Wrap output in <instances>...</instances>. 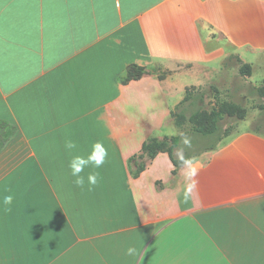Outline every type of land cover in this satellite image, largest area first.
<instances>
[{
    "label": "crops",
    "instance_id": "0c3cea01",
    "mask_svg": "<svg viewBox=\"0 0 264 264\" xmlns=\"http://www.w3.org/2000/svg\"><path fill=\"white\" fill-rule=\"evenodd\" d=\"M132 65L147 74L124 85ZM244 66L264 83V0H0V121L15 132L0 151V199L14 197L0 264H264L253 121L179 168L166 152L129 168L147 139L176 136L187 91ZM97 142L107 156L79 188L69 162Z\"/></svg>",
    "mask_w": 264,
    "mask_h": 264
},
{
    "label": "rangeland",
    "instance_id": "374dc122",
    "mask_svg": "<svg viewBox=\"0 0 264 264\" xmlns=\"http://www.w3.org/2000/svg\"><path fill=\"white\" fill-rule=\"evenodd\" d=\"M244 74L239 73L238 68L231 69L221 86H213L211 89L195 88L189 91L188 101L175 112L176 115L180 114L183 117L180 124L181 131L175 133L176 136H181L180 146L175 150L176 157L192 158L215 146L226 136L240 131V128L245 129L250 121L264 132V83L250 80L247 71ZM233 107L244 110L245 119L248 121L241 123L233 117ZM213 111L221 114L215 133L212 135L198 133L196 128L212 125V120L207 116ZM194 115L200 117L193 119ZM174 121H176L175 117L170 119L168 124L174 127ZM172 138L168 136L159 141L170 144ZM186 140L188 143H185Z\"/></svg>",
    "mask_w": 264,
    "mask_h": 264
},
{
    "label": "trees",
    "instance_id": "16d2710c",
    "mask_svg": "<svg viewBox=\"0 0 264 264\" xmlns=\"http://www.w3.org/2000/svg\"><path fill=\"white\" fill-rule=\"evenodd\" d=\"M245 71H247L248 75H251V69L249 67L244 66L241 69L242 74H244ZM146 74H147V70L145 68L138 67L136 65H132V66L128 67L125 75H123L121 77L120 81L122 84L126 85L131 81L141 79ZM189 91H187V95L185 97V100L181 103V105H179V107L176 108L175 111H173L171 113V116H170L171 120L174 117L176 118V121H174V123H175L174 126L179 131H181V125L180 124H181V120L183 119V117L180 114L176 115L175 112L177 110L181 109V107L188 101V98L190 97ZM263 91H264V89H263ZM205 116H207V115H205ZM220 116H221L220 113L213 111L211 114H209L207 116L208 119L212 120V125H207L205 127L196 128V131L198 133L203 134V135L214 134L216 129H217L216 124L220 120ZM232 116L236 117L240 121V120L245 119L246 114H245L244 110L233 107ZM192 117H193V119H197L200 116L194 115ZM14 133L15 132L13 131V128H11V126L7 122L0 121V151L9 142V140L14 135ZM227 137H229V136H226L225 138H227ZM180 140H181V136H174L171 139L170 144H169L166 141H159V139H157V138L147 139V141L143 144V147H142L143 154H141L139 156H134L129 160V168H130L131 176L133 178H137L149 166V164L157 156V154H159L161 152L168 153L173 164H174V166L176 168H179L180 165L184 164L188 160L187 158H183V157L177 158L175 156V150H176V148L179 147ZM222 141L223 140H221L220 142H222ZM218 144L210 147L207 150H211V149L215 148ZM174 174H176V170H175Z\"/></svg>",
    "mask_w": 264,
    "mask_h": 264
},
{
    "label": "clouds",
    "instance_id": "9594fccd",
    "mask_svg": "<svg viewBox=\"0 0 264 264\" xmlns=\"http://www.w3.org/2000/svg\"><path fill=\"white\" fill-rule=\"evenodd\" d=\"M185 143H188L186 140ZM77 147L76 143L72 140H67L65 142V148L66 149H75ZM107 156V150L103 148L102 144L97 142L93 145V151L91 154H89L87 157L76 155L73 156L72 159L69 162V168H70V174L74 178V184L79 187L83 188L85 186V177L81 175V173L84 171L86 167L94 166L95 168H100L103 163L104 159ZM187 163V162H185ZM101 179L98 172L90 173L87 176V183L90 186L89 190H91V187H94L97 185L98 181ZM14 197L13 195H5L0 199V206H3L5 211H11V205L13 204ZM135 252V249L132 247H129L126 250L127 255H133Z\"/></svg>",
    "mask_w": 264,
    "mask_h": 264
}]
</instances>
